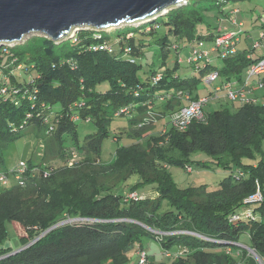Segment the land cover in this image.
<instances>
[{
    "label": "trees",
    "instance_id": "16d2710c",
    "mask_svg": "<svg viewBox=\"0 0 264 264\" xmlns=\"http://www.w3.org/2000/svg\"><path fill=\"white\" fill-rule=\"evenodd\" d=\"M203 1L210 0H189L151 24L119 32L116 40L111 41L112 52L93 50L96 40L92 30H80L60 44L46 37H32L21 46H0V74L5 75L0 87L29 90L36 97L35 101L25 100L20 106L0 97V169L6 170L5 150L9 144L22 139V131L27 127L46 130L44 117L49 113L55 114L57 129L51 135L56 138L59 150L72 149L87 156L82 170L64 169L70 180H63L60 187H57L61 181L58 173L49 178L44 176L45 172L54 171L51 166L30 163L29 170L39 169L37 175L41 179H33L26 188L5 187L0 192V264H130L132 252L146 251L145 240L155 241L164 255H172H166V260L157 259L146 251L147 264L169 261L171 264H258L243 248L231 245L241 243L244 234L250 238V248L264 262V159L255 161L264 141V92L262 97L259 93L254 97L259 101L261 98L260 103L240 104L235 111L225 107L206 112V121L194 122L185 131L169 126L167 117L183 105L178 99H169L165 109L156 111L153 107L152 110L163 115L161 132L156 130L160 123L147 130V138L140 132L145 130L139 127L141 121L158 99L157 90L165 91L161 98L173 91L187 92L193 100L201 97L204 73L184 79L177 77L180 56L174 69L165 68L169 50L174 49L177 54L181 51L169 42V35L190 45L211 40L214 34L203 37L197 31L205 21V12L216 7L226 9L231 3L245 0H212V6L208 7L201 6ZM162 27L168 33L157 37ZM136 32L162 50V63L149 71L146 82L139 77L143 66L137 58L143 54L147 40L137 38ZM126 49L130 51L127 53ZM255 52L251 45L223 60V67L217 69L219 75L226 81L243 82L248 67L261 57H254ZM14 71H36L37 75L22 82L13 75ZM157 76H161V81L155 85L153 78ZM104 84L110 89L99 92L97 88ZM261 84L264 89V76ZM76 103L85 106L74 107ZM42 105L46 108L42 109ZM125 109L129 112L116 116ZM132 113L135 118L127 138L132 142L119 147L115 159L102 166L108 172L100 174L101 170L89 162L93 157L99 158L113 119ZM74 115L82 120L72 121ZM87 119L95 124L97 131L81 145L77 126L87 123ZM165 128L167 132L158 137ZM166 137L168 141L161 146ZM66 139H71L73 147L64 148ZM196 152L205 153L212 163L230 171L216 189L205 185L180 188L169 171L171 166L185 169L195 164L206 168V163L191 161V155ZM241 173L243 177H239ZM103 176L109 178L106 183L101 181ZM133 177L138 182L130 188V193L142 195L152 188L157 197L143 195L144 200L125 201L122 188L120 193L117 190ZM257 191L261 192L263 202L252 209L261 220L231 222V217L244 209L245 200ZM65 221L68 223L19 253L12 255L15 250L3 248L9 223L14 224L15 234L18 226L24 229L26 235L16 234L23 248ZM226 248L233 250L232 253H226ZM183 251L186 252L179 255ZM237 253H242L240 258Z\"/></svg>",
    "mask_w": 264,
    "mask_h": 264
},
{
    "label": "rangeland",
    "instance_id": "374dc122",
    "mask_svg": "<svg viewBox=\"0 0 264 264\" xmlns=\"http://www.w3.org/2000/svg\"><path fill=\"white\" fill-rule=\"evenodd\" d=\"M213 2L212 0L206 2L203 1L201 6L208 7L212 6ZM177 8V7H176ZM211 8V7H210ZM235 10H237L236 13H233ZM232 11V13H231ZM231 13V14H229ZM205 21L202 25H200L197 29L198 34L200 35H207V34H212L217 32L218 30L222 29H227L229 32H235V33H240L245 32L240 36L242 43L238 45V49L242 50L245 48H250V44L252 45L253 39L257 38L259 33L262 32V19L264 18V0H245V1H240L237 3H231L226 6V9H219V8H212L209 11L205 12ZM160 17V16H159ZM156 20H150L149 24L152 22H155ZM233 21H236V24L233 23ZM147 23L143 24L142 26L138 27H144V25H147ZM242 23L243 28L241 29L238 24ZM137 25V24H134ZM132 25H123L121 27L117 28H111L107 29L103 32V34H106L108 36H111V39H108L109 42L115 41L116 34L119 32L122 33V31L126 30H132L133 28H136V26ZM86 30V29H82ZM168 31L165 27L160 28L159 33L157 34V37H161L163 34H167ZM77 34V33H76ZM32 37H44L42 34H30L27 35L24 40L21 43L14 44L13 46H21L26 43L30 38ZM73 36H70L69 38H66L63 41L69 40ZM105 37V36H104ZM136 37L137 38H142L145 37L147 41H145L146 46L143 49V54L141 55L140 58H137L138 63L143 66V69L139 73V77L143 82H146L148 76H149V71L153 68H158L160 67L162 63V50L158 45H155L154 42L151 43L150 39H147L145 35H141V33L136 32ZM206 37V36H203ZM169 42L173 44V46L179 47L181 49L180 53L177 54V52L174 49L169 50L167 54V59H166V69H174L177 63V60L179 56L182 59L181 64L178 67V71L176 73L177 77H180L181 79L184 78H190L192 76L198 75L201 76V73H204L203 77V82L200 83V93L203 96H208L209 93L214 91L216 89L215 87L217 84L213 83H206L205 78L211 74V73H218L217 69H220L223 67V60H215L212 63V66H207V69H203V66L201 69L193 67L187 63V59L191 56V51L190 49L192 48V45L187 44L181 40H177V38L173 35H169ZM106 39V38H105ZM213 39V38H212ZM211 39V40H212ZM62 41V42H63ZM55 43V42H54ZM61 43V42H60ZM58 43V44H60ZM202 43V41H198L196 44L199 45ZM118 44V42L116 43ZM264 55L263 50L256 51L254 53V57L262 56ZM204 64V63H203ZM202 64V65H203ZM208 71V72H207ZM219 74V73H218ZM18 77V79L22 82H28L30 81L33 77H36L37 73L36 71H33L31 73H24V72H19V71H14V74ZM5 75L0 74V86L3 84V77ZM227 81L220 76L219 80L217 81L218 84L223 85ZM212 85V86H211ZM218 87V86H217ZM110 89V86L108 84L101 85L97 88L99 92H107ZM264 92V89L260 88L259 89V97H262V93ZM165 91L162 90H157L156 91V96L158 99H156V103L152 105L151 109L147 112L146 116L144 117L145 119L151 120L152 118L156 117V122H147L148 124L143 127L140 132L143 133V138H147L148 134L146 133L147 130L156 127L155 125L159 124L161 121V117L163 116L158 112L152 111L154 108L156 111L166 108V104L168 103L167 100L161 102V95H163ZM220 98V96H219ZM226 98V97H225ZM225 98H221L220 100H214L209 103V105L206 107L205 111L207 113H211L214 111L221 110L223 108H229L232 111H235L241 104L240 101L236 102H230L226 100ZM173 99V98H172ZM261 101V98H260ZM258 100V102L260 103ZM154 107V108H153ZM149 112H154L153 115L155 116H150ZM134 113H132V116L126 115L122 117H117L114 118L112 121V124L109 125V136L107 139L103 142L102 145V150L101 154L98 157H93V160L90 161L89 163L93 165V168L97 170L100 174H105L108 171H104V168L102 166H105L107 163H111L115 159V154L116 150L119 147H122L124 145H127L131 143L132 141H129L128 138V133L131 132V121L135 118ZM144 120V119H143ZM143 120L141 122H143ZM166 122V121H165ZM164 123L159 127V131L163 129ZM97 129L94 123H79L77 126V133H78V138H79V144L83 145L84 140L87 136L96 133ZM151 133V132H150ZM149 133V134H150ZM22 139L17 140L15 142H12L9 144L8 148L5 150V172L9 173L12 168L16 167L20 163L24 162L29 166L31 163L32 165H44V166H51V168L54 169L52 171V174L58 173V180H61L57 187H60L62 184L63 180H70L68 176H66V172L64 169L67 168L68 164V157L70 156V151L72 149L68 150H59V144L56 140V138L53 135H48L44 127H39V126H30L27 127L22 131ZM164 133L159 134L158 137H162ZM157 136V135H156ZM71 139H66L63 146L64 148H71L73 147V142L70 141ZM168 141V138L166 137L164 142H161V146ZM75 148V147H74ZM79 160L78 164L76 167L72 169H78L74 171H80L82 170V165L86 164L85 162L87 161V156L84 153L79 152ZM99 159L102 161L100 162ZM264 159V141L261 143V148L260 151L256 154V162L261 161ZM191 161L192 162H201L208 164L206 168H204L202 165H191V167L188 168H180L176 166H171L169 168V171L172 173L173 178L175 182L178 184L180 188H189V187H199L202 185H205L209 187L210 189H216L220 182H222L229 174L230 171L225 170L221 167H218L214 163L211 162V159L208 155H206L203 152H196L191 155ZM84 163V164H83ZM109 163V164H110ZM108 166V165H106ZM105 166V167H106ZM103 168V169H102ZM1 170V169H0ZM31 170V169H30ZM3 171V170H1ZM236 171V170H234ZM33 171H27L26 175L23 177L25 180L26 184L24 183L22 186L18 185L20 184L21 181L16 180L13 176L12 184L9 187L12 186H20L22 188H26L30 182H32L33 179H41L39 175H36V177H31L29 174H31ZM39 172H37L38 174ZM74 174V173H73ZM51 175L47 176V178L51 177ZM109 180L108 177H102L101 181L106 183ZM138 182L137 177H133L130 181L127 183L123 184L122 186H119L117 192L120 191L125 196L128 194H131L130 188L134 186ZM6 186H2L0 184V192L4 191ZM36 189V188H35ZM119 192V193H120ZM133 193H138V192H133ZM139 194H141L139 192ZM145 197H151L152 199H155L157 197L156 192L154 189L149 188L146 190L144 193H142ZM27 195H25V198ZM144 200V199H143ZM255 206L254 208H256ZM167 205H165L164 210H167ZM258 219V220H257ZM261 218L259 215L255 214L253 212V218L249 221L252 223L253 221H260ZM232 222H236L233 220L231 217ZM70 222H75V221H70ZM240 222H245V220H240ZM14 224H7V231H8V238L3 244V247L5 248H12L15 251H18L20 248V243H19V237H17L16 234H21V235H26L24 229H22L20 226L17 227L16 229V234H15V229H14ZM183 233V232H180ZM186 234L191 233V232H184ZM35 241V240H34ZM250 238L247 234H244L241 236V243H233L231 245L233 246H238L240 248H243L245 251L248 252V254L258 263V264H264V262L261 259V263L258 262L257 257L259 256L256 252L253 254L250 253L247 249L250 248ZM145 250L152 255H156L157 259H164L166 260V255H164L161 252V248L158 243H156L153 240H145L143 242ZM230 247V246H229ZM226 253L230 254L232 253L233 250H229L226 248L224 250ZM139 249L137 252H132L131 253V262L130 264H139L140 257H139ZM238 257L240 258L242 253H237ZM257 254V255H255ZM176 256V255H174ZM260 257V256H259ZM168 261V260H167ZM105 264H110L109 262H106ZM166 264H171L170 261Z\"/></svg>",
    "mask_w": 264,
    "mask_h": 264
},
{
    "label": "built area",
    "instance_id": "2783aa9c",
    "mask_svg": "<svg viewBox=\"0 0 264 264\" xmlns=\"http://www.w3.org/2000/svg\"><path fill=\"white\" fill-rule=\"evenodd\" d=\"M237 10H235L233 13H236ZM158 18V17H157ZM155 18V20L157 19ZM154 20V19H153ZM142 22L138 23L137 25H134L136 27L142 26L143 24L147 23ZM234 24H236V21H233ZM149 24V23H147ZM146 26V25H144ZM238 26L242 29L243 24L240 23ZM86 30H92L95 32V40L96 44L93 47V50L95 51H105V52H112L113 46L111 45V42L109 40L105 39L103 32L100 30H94L87 28ZM149 30V29H148ZM104 31V30H103ZM78 32V31H77ZM77 32H73L70 36H75ZM242 31L240 33L235 32H229L227 29H220L217 35L214 38L213 45L210 49H204L199 44L197 46H193L191 48V56L187 59V63L189 65H193L199 69L203 66V69H206L207 66H210V64L215 60H225L230 57H233L238 54V45L241 42L240 36L242 35ZM45 37V36H44ZM72 37V38H73ZM70 38V39H72ZM14 44H6L2 46L6 47H14ZM252 50L264 51V18L262 19V32L259 33L258 37L254 40L252 43ZM130 50L126 49V52L128 53ZM251 59V57H249ZM180 63L182 62L181 57ZM204 63V64H203ZM203 64V65H202ZM264 76V55L260 57V59L253 63L251 66L248 67L246 79L243 82H239L237 80H232L224 83L223 85H220L216 87L214 93L208 96L199 97L198 99L192 98V96L184 91H173L172 93H169L165 96V98H161L160 100L165 101L169 99H178L182 101V107L178 110L174 111L171 115L167 117L169 121V126L172 128L178 129L180 131L187 130L194 122H204L206 121V107L209 105L211 101L218 100L219 99V93L222 91L226 92V99L230 102H236L240 101L242 104H252V103H258V100H256L253 96L250 95L251 89V83H254L257 87L261 88V79ZM220 78V75L218 73H211L206 78V83H216ZM161 81V76H157L156 78H153V83L157 85ZM138 94V93H137ZM252 94V93H251ZM0 97L5 98V100L11 99L13 104L15 106H20L23 101L29 100V101H35L36 97L31 94L29 90H26L22 92L20 89H17L15 87H9V86H3L0 87ZM84 103H76L74 107L81 108L84 107ZM32 108H36V104L34 103L32 105ZM42 109H45V105L41 106ZM128 110V109H127ZM122 110L120 113H117L116 116H120L122 113H128L127 111ZM154 112H149L150 116L153 115ZM32 115H28V119H30ZM55 114L49 113L47 116L44 117V125L46 127L47 133L51 135L52 133L56 132L57 124L54 122ZM71 120L74 122L81 121V117L79 115H74L71 117ZM156 117L152 118L151 120L145 119L140 124V128L146 126L147 122H156ZM87 123L90 122V119L86 120ZM16 130V129H14ZM167 132V128H165L163 133ZM79 153L75 150H72L70 152V156L68 157V164L67 168H74L79 163ZM54 170V169H53ZM27 171H33L31 174L28 173L31 177H36L37 172H40L39 169H32L29 170V166H27L26 163L22 162L16 167L12 168L9 173L5 171L0 170V184L2 186L9 187L12 184L13 176L15 178V181H21L20 186H22L24 183L26 184L23 177L26 175ZM52 171L45 172L44 176L47 178V176L51 175ZM39 174V173H38ZM239 177H243V174H238ZM145 199L143 195H140L139 193H131L126 196L125 201H134L138 202ZM263 202V197L260 191H257L254 195H252L250 198L245 200V207H250L244 209L237 214L233 215L232 218L234 221H250L253 218V212L252 209L255 205H258ZM258 220V219H257ZM232 222V221H231ZM190 235H193L195 237L203 238L195 233H188ZM204 240H208L206 238H203ZM211 241V240H209ZM218 242L219 241H214ZM230 250V249H229ZM183 251L179 255L184 254ZM167 257H171L172 255L170 253L166 254ZM179 255H176L178 257ZM140 261L139 264H147L148 263V255L146 251H140L139 252ZM262 264V263H261Z\"/></svg>",
    "mask_w": 264,
    "mask_h": 264
},
{
    "label": "water",
    "instance_id": "95a60500",
    "mask_svg": "<svg viewBox=\"0 0 264 264\" xmlns=\"http://www.w3.org/2000/svg\"><path fill=\"white\" fill-rule=\"evenodd\" d=\"M188 1L0 0V46L21 43L30 34H42L51 41L60 43L73 32L82 29L105 31L150 21ZM66 223L68 221L59 223L12 255L29 248L49 232ZM247 250L251 254L255 252L251 248ZM256 257L261 263V258Z\"/></svg>",
    "mask_w": 264,
    "mask_h": 264
},
{
    "label": "crops",
    "instance_id": "0c3cea01",
    "mask_svg": "<svg viewBox=\"0 0 264 264\" xmlns=\"http://www.w3.org/2000/svg\"><path fill=\"white\" fill-rule=\"evenodd\" d=\"M231 13H232V11H231ZM231 13H229V14H231ZM219 32V30L217 31V32H215V33H212V34H214V36H213V39L212 40H204V41H202V43L200 44L201 46H202V48H204V49H210L211 47H212V45H213V41H214V38H215V36L217 35V33ZM209 35H211V33L210 34H207V35H203V36H209ZM255 39V38H254ZM254 39H253V41H254ZM242 43V41L240 42V44ZM192 45V44H191ZM193 46H197L196 45V43L195 44H193L192 45V47ZM250 46H251V44H250ZM248 48H245V49H242V50H247ZM240 50V49H239ZM241 50V51H242ZM190 51H191V49H190ZM183 63V62H182ZM213 63V62H212ZM234 81V80H233ZM238 81V80H237ZM228 82V81H227ZM215 84H217V86H220L221 84H218L217 82L215 83ZM212 86V85H211ZM216 86V87H217ZM215 87V88H216ZM251 89H252V91L250 92V95L251 96H253V97H255V95H258V93H259V89H258V87L254 84V83H251ZM214 91H215V89H214ZM214 91H212L211 93H214ZM211 93H209V94H211ZM252 93V94H251ZM201 97H203V95L201 94L200 95ZM219 96H220V98L218 99V100H220L221 98H225L226 97V92L225 91H222V92H220L219 93ZM226 99V98H225ZM227 100V99H226ZM242 104V103H241ZM157 109V108H156ZM160 110H162V108L160 109ZM159 111V110H158ZM164 122H162V123H160L159 125L161 126L162 124H163ZM160 126H158L157 128H156V130L158 131L159 130V127ZM156 130H154V132H156ZM3 248H5V247H3Z\"/></svg>",
    "mask_w": 264,
    "mask_h": 264
},
{
    "label": "bare ground",
    "instance_id": "6f19581e",
    "mask_svg": "<svg viewBox=\"0 0 264 264\" xmlns=\"http://www.w3.org/2000/svg\"><path fill=\"white\" fill-rule=\"evenodd\" d=\"M121 27V26H120Z\"/></svg>",
    "mask_w": 264,
    "mask_h": 264
}]
</instances>
